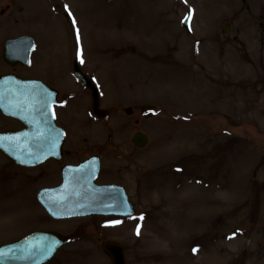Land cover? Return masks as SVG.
<instances>
[{
    "label": "rangeland",
    "instance_id": "1",
    "mask_svg": "<svg viewBox=\"0 0 264 264\" xmlns=\"http://www.w3.org/2000/svg\"><path fill=\"white\" fill-rule=\"evenodd\" d=\"M23 34L37 42L31 64L12 67L3 45ZM9 71L60 88L68 155L27 168L0 152V244L51 229L70 241L47 264H113L105 240L126 246L127 264H264V0H0ZM19 125L0 111V130ZM94 152L99 181L123 184L136 214L51 218L38 190Z\"/></svg>",
    "mask_w": 264,
    "mask_h": 264
},
{
    "label": "water",
    "instance_id": "2",
    "mask_svg": "<svg viewBox=\"0 0 264 264\" xmlns=\"http://www.w3.org/2000/svg\"><path fill=\"white\" fill-rule=\"evenodd\" d=\"M190 16L191 12L186 25ZM34 47L32 36L9 39L5 43L3 57L12 65H26ZM75 70L93 90L94 111L103 114L98 109L96 86L80 70L77 62ZM56 95L57 90L41 80L23 78L15 73L0 74V108L25 125L21 129L0 131V150L14 163L36 166L49 158H61L64 134L53 112ZM148 140L141 131L133 136V141L139 146H145ZM99 168L95 157L78 166H66L64 183L60 187L42 189L39 199L55 218L135 213V205L122 186L95 183ZM67 240L57 231H34L20 240L0 245V264H42L53 258ZM103 249L113 257L114 264H126L125 246L121 243L105 241Z\"/></svg>",
    "mask_w": 264,
    "mask_h": 264
},
{
    "label": "flooded vegetation",
    "instance_id": "3",
    "mask_svg": "<svg viewBox=\"0 0 264 264\" xmlns=\"http://www.w3.org/2000/svg\"><path fill=\"white\" fill-rule=\"evenodd\" d=\"M61 96H62V93H61V91H60V92H59V96H58L60 103H61V101L63 100V98H62ZM61 99H62V100H61ZM60 103H59V104H60ZM59 114H60V113H59ZM59 114H58V116H59ZM93 154H99L101 157H103V153H100V152H94V153H90L89 155H87V156H85V157H83V158H81V159H79V160H77V161L80 162V161L86 159L87 157H89L90 155H93ZM66 155H68V154L66 153ZM54 162H57V163L59 162V163H61L62 161H54ZM71 162H72V161H71ZM57 163H56V164H57ZM57 165H58V164H57ZM63 165H64V163H63L60 167L56 168V170H55V173L59 176L60 181H61V176H62V168H63ZM57 170H58V171H57ZM60 181L57 182L56 184L47 185V186H55V185L59 184Z\"/></svg>",
    "mask_w": 264,
    "mask_h": 264
},
{
    "label": "bare ground",
    "instance_id": "4",
    "mask_svg": "<svg viewBox=\"0 0 264 264\" xmlns=\"http://www.w3.org/2000/svg\"><path fill=\"white\" fill-rule=\"evenodd\" d=\"M179 225H182V223H179Z\"/></svg>",
    "mask_w": 264,
    "mask_h": 264
}]
</instances>
